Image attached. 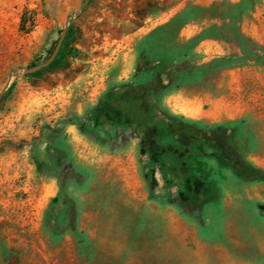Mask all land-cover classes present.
<instances>
[{
  "label": "rangeland",
  "instance_id": "rangeland-1",
  "mask_svg": "<svg viewBox=\"0 0 264 264\" xmlns=\"http://www.w3.org/2000/svg\"><path fill=\"white\" fill-rule=\"evenodd\" d=\"M83 2L0 0V264H264V0Z\"/></svg>",
  "mask_w": 264,
  "mask_h": 264
},
{
  "label": "crops",
  "instance_id": "crops-1",
  "mask_svg": "<svg viewBox=\"0 0 264 264\" xmlns=\"http://www.w3.org/2000/svg\"><path fill=\"white\" fill-rule=\"evenodd\" d=\"M232 70L220 71L223 77L214 85L212 92L202 94L201 98L212 103L204 112L202 119L208 122H222L240 120L260 112L264 115V104L261 106L257 104L259 96L264 93V70L260 67L245 66L238 68L235 74H231ZM228 72L230 74L226 76L225 73ZM247 96L249 99H246ZM261 117L264 119L263 116Z\"/></svg>",
  "mask_w": 264,
  "mask_h": 264
},
{
  "label": "water",
  "instance_id": "water-1",
  "mask_svg": "<svg viewBox=\"0 0 264 264\" xmlns=\"http://www.w3.org/2000/svg\"><path fill=\"white\" fill-rule=\"evenodd\" d=\"M89 2H90V0H84V2L82 3V5L79 8V11L83 10ZM75 14L76 13H74L72 16H74ZM72 16H70V18ZM69 19L67 21V24H66L65 28L63 29L62 35H61V37H60V39H59V41H58L53 53L51 54V56L45 62H42L40 64H37L35 66H32L30 68L25 69V73L37 72V71L41 70L42 68L49 66L50 64H52L56 60V58H57V56H58V54L60 52L61 46L63 44V41H64V39L66 37L67 31H68Z\"/></svg>",
  "mask_w": 264,
  "mask_h": 264
},
{
  "label": "trees",
  "instance_id": "trees-1",
  "mask_svg": "<svg viewBox=\"0 0 264 264\" xmlns=\"http://www.w3.org/2000/svg\"><path fill=\"white\" fill-rule=\"evenodd\" d=\"M69 36H76V33H75V31H74V28H72V27H69V28H68V31H67V34H66V37H65V38H67V37H69ZM55 61H56V60H55ZM55 61H54V62H55ZM54 62H53V63H54ZM53 63H52V64H53Z\"/></svg>",
  "mask_w": 264,
  "mask_h": 264
},
{
  "label": "bare ground",
  "instance_id": "bare-ground-1",
  "mask_svg": "<svg viewBox=\"0 0 264 264\" xmlns=\"http://www.w3.org/2000/svg\"><path fill=\"white\" fill-rule=\"evenodd\" d=\"M188 111H190V112H194V113H201V112H202L200 108H196V109H195V108L192 107V106H190V108H189Z\"/></svg>",
  "mask_w": 264,
  "mask_h": 264
}]
</instances>
